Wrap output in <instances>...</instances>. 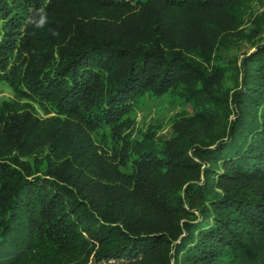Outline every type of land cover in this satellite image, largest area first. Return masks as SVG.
I'll list each match as a JSON object with an SVG mask.
<instances>
[{
    "label": "trees",
    "instance_id": "1",
    "mask_svg": "<svg viewBox=\"0 0 264 264\" xmlns=\"http://www.w3.org/2000/svg\"><path fill=\"white\" fill-rule=\"evenodd\" d=\"M252 2L0 0V264H264ZM238 37L225 84L206 64ZM165 95L189 109L167 139L132 115Z\"/></svg>",
    "mask_w": 264,
    "mask_h": 264
},
{
    "label": "rangeland",
    "instance_id": "2",
    "mask_svg": "<svg viewBox=\"0 0 264 264\" xmlns=\"http://www.w3.org/2000/svg\"><path fill=\"white\" fill-rule=\"evenodd\" d=\"M250 14L252 17L261 15L264 17V0H254L251 4ZM258 42L264 43V31L260 33ZM236 43L214 52L210 58V62L206 65H216L226 71L224 82L231 83L228 74L235 71L234 66H239L240 58L254 49L247 40L238 39ZM11 94L5 83L0 82V100ZM189 113L188 107L177 98L171 95L162 97H145L132 113L135 117L136 127L145 130L152 129L156 131V136L167 139L172 134V125L176 119Z\"/></svg>",
    "mask_w": 264,
    "mask_h": 264
},
{
    "label": "clouds",
    "instance_id": "3",
    "mask_svg": "<svg viewBox=\"0 0 264 264\" xmlns=\"http://www.w3.org/2000/svg\"><path fill=\"white\" fill-rule=\"evenodd\" d=\"M29 22L33 24L35 29H42L49 23V17L47 13L44 11V9H38L37 10V16L36 17H30ZM52 35L58 36L59 33L56 31H52Z\"/></svg>",
    "mask_w": 264,
    "mask_h": 264
}]
</instances>
